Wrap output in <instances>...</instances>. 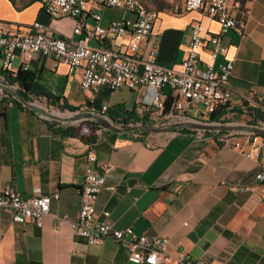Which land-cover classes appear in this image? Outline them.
I'll use <instances>...</instances> for the list:
<instances>
[{
  "label": "crops",
  "instance_id": "obj_1",
  "mask_svg": "<svg viewBox=\"0 0 264 264\" xmlns=\"http://www.w3.org/2000/svg\"><path fill=\"white\" fill-rule=\"evenodd\" d=\"M17 5L0 0V28L28 31L38 21L52 35L79 38L73 31L77 19L51 18L43 0ZM171 8L158 10L151 35L141 44L143 55L155 43L157 63L179 66L186 53L189 26L197 22L204 39L200 55L208 61L219 23L198 11L173 13ZM245 8L244 20L237 17L238 27L218 39L228 48L215 60V65L229 59L233 62L230 84L236 110L241 95L264 87V0L246 1ZM90 10L101 13L102 25L131 16L121 9L93 6L86 10L88 26L93 23ZM128 39L129 34L118 38L115 48ZM90 43L105 46V42ZM3 60L0 48V72H16L21 67L19 57L6 69ZM29 70L46 91L59 97L54 102L44 96L32 100H44L58 110L62 106L64 114H51L40 104L18 106L13 101L14 86L0 82V190L10 187L26 197L58 192L59 198L51 200L42 226L15 222L10 212H0V264H137L112 238L89 244L71 228L81 203L89 149L96 155V172L105 174V187L95 202L97 219L107 210L115 228L167 237L172 258L182 251L197 263L264 264V181L255 178L261 168L256 159L234 146L218 144L213 132L201 134L182 125L150 130L157 110L149 105L146 86L103 88L94 93L80 85L82 68L68 73L67 65L51 56H36ZM0 79H4L1 74ZM102 106L107 107L104 116L115 127L125 120L136 128L114 131L100 125L77 126L93 119L86 116L88 110L99 112ZM77 112L83 115L71 119ZM248 119L240 111L230 121ZM67 127L74 129L71 134L60 131ZM258 136L260 156H264V134ZM250 148L247 144L244 151ZM63 216L66 220H61Z\"/></svg>",
  "mask_w": 264,
  "mask_h": 264
},
{
  "label": "built area",
  "instance_id": "obj_2",
  "mask_svg": "<svg viewBox=\"0 0 264 264\" xmlns=\"http://www.w3.org/2000/svg\"><path fill=\"white\" fill-rule=\"evenodd\" d=\"M93 6L100 9H121L131 16L112 19L102 25L101 13L90 10L93 23L88 26L86 10ZM43 8L54 19H77L73 31L79 38L74 41L52 35L48 26L38 21H34L28 31L0 28L3 69L8 68L16 57L20 58L23 69H29L36 56H51L55 62L66 64L68 73L82 68L80 85L94 93L103 88L116 90L121 87L133 89L146 86L150 93L149 105L157 110L149 124L151 127L175 120L226 123L231 122L230 119L241 110L249 117L244 124L264 129V87L259 92L241 95L240 106L236 110L232 104L233 89L230 84L233 62L229 59L215 65L218 53H225L228 48L227 45H220L218 39L239 24L236 0H179V3L173 5V13L198 11L215 19L220 26L219 34L213 38L215 44L209 53V60L204 61L200 55L204 42L200 24L192 22L186 53L177 67L157 63L155 43L144 55L140 50L142 42L152 33L158 10L156 14H142L131 0H43ZM126 34H129L126 44L115 48L116 40ZM90 40L105 42V46L92 45ZM13 86L17 87L16 84ZM106 109V106H102L99 112H91L108 120L104 116ZM217 110L222 112L218 119L209 121L210 114ZM209 132L215 134L214 139L218 144L234 146L241 149L246 157L256 159L261 168L255 178L260 182L264 181V156H260L257 141L260 134L235 129ZM247 144H251L248 152L244 151ZM95 163V152L89 149L85 154L80 207L77 218L70 221L71 228L89 244H101L110 237L119 247L125 248L129 260L137 264H215L197 263L182 251H178L176 257L172 258L167 252V237L136 234L131 228H115L107 210L102 212V219H97L95 202L105 187V174L96 172ZM58 198V192L26 197L13 188L6 187L0 190V212H10L15 222L42 226L45 216L50 212L51 200ZM61 220H66V216Z\"/></svg>",
  "mask_w": 264,
  "mask_h": 264
},
{
  "label": "trees",
  "instance_id": "obj_3",
  "mask_svg": "<svg viewBox=\"0 0 264 264\" xmlns=\"http://www.w3.org/2000/svg\"><path fill=\"white\" fill-rule=\"evenodd\" d=\"M11 1H12V3L15 6H18L17 4H20V5L24 6V5H26V4H28V3L32 2V1H35V0H28L26 2H21V1H17V0H11ZM246 1H250V0H236V2L238 4L237 17L241 16L242 20H244V18L246 16V13H247V9L245 8V2ZM141 5H143V4L141 3ZM0 74L3 76L4 80L9 85H14V84L17 85L16 89L12 93L14 95L18 96V98L13 99V101L18 106L24 105L22 100H24V101L26 100V101L30 102L32 97L39 98L40 96H44L47 101L51 100L52 102H54L53 99L54 100L59 99V97L55 98L48 91H46L38 83V81H37L38 78L35 75V73L32 72L29 69H23L22 67H19L16 72H11V71H8V70H2L0 72ZM166 104L168 106V100L166 101ZM34 105H37V104H34ZM24 106H26V105H24ZM58 108L61 110L63 107L59 106ZM166 109H167V107H166ZM240 111L241 110H238V112H240ZM221 113H222L221 110H217V111L211 113L210 116H209V121L217 120ZM110 117L113 119L112 116H110ZM122 125L127 126L128 123H126L125 120H124V122H122ZM94 126H96V124H94ZM185 129L186 130H190L188 128H185ZM73 130L74 129L70 128V127H67L65 130L60 129V131L62 133H65V134H71ZM210 133L211 132H209V131H205V134H210Z\"/></svg>",
  "mask_w": 264,
  "mask_h": 264
},
{
  "label": "water",
  "instance_id": "obj_4",
  "mask_svg": "<svg viewBox=\"0 0 264 264\" xmlns=\"http://www.w3.org/2000/svg\"><path fill=\"white\" fill-rule=\"evenodd\" d=\"M0 82L3 84V81L0 80ZM14 96H15V98H18L17 95H14ZM22 102L24 105H26L28 107L34 105L33 103H31V101L29 102L26 100L25 101L22 100ZM85 111H87V110H84V112ZM88 111H91V110H88ZM80 113L77 112V113L73 114L71 119L78 118L82 114V113L81 114ZM97 116H99V115H97ZM44 117L46 119H49L48 115L46 113H44ZM95 120L97 121L98 125H100L101 127L106 128V129H110V130H114V131H128V130H132V129L136 128L135 125H129V124L127 126L121 125V127H115L112 123L105 120L101 116L96 117ZM107 122H109L110 125ZM173 125H182V126H185L189 129L195 130V131H213V130H218V129H235V130L253 132V133L260 134V135L264 134V129L249 127L246 124L240 123V122H226V123H218V124H209V123H192V122H187V121H183V120H175V121H168L165 123H161L157 126H153L150 128V130H162V129L169 128Z\"/></svg>",
  "mask_w": 264,
  "mask_h": 264
},
{
  "label": "rangeland",
  "instance_id": "obj_5",
  "mask_svg": "<svg viewBox=\"0 0 264 264\" xmlns=\"http://www.w3.org/2000/svg\"><path fill=\"white\" fill-rule=\"evenodd\" d=\"M17 1H21V2H26L28 0H17ZM139 2H141L145 8L151 12H153L154 14L157 12V10H166L169 11L170 8L174 5L177 4L179 2V0H139ZM16 89V88H15ZM36 103V104H40L43 107H45L47 109V111L49 113H53V114H64L63 111L58 110L56 107H49L44 100H32L31 99V103ZM39 107V105H37ZM56 111V112H55ZM60 111V112H59ZM60 115H56V116H60ZM51 117L53 115H50ZM65 116H63V120H66L67 118L64 119ZM108 121V120H107ZM110 122V121H109ZM111 123V122H110ZM97 124V121L95 119H91V120H83L78 122L79 128L81 129H90L92 128V126ZM129 131V130H128Z\"/></svg>",
  "mask_w": 264,
  "mask_h": 264
},
{
  "label": "bare ground",
  "instance_id": "obj_6",
  "mask_svg": "<svg viewBox=\"0 0 264 264\" xmlns=\"http://www.w3.org/2000/svg\"><path fill=\"white\" fill-rule=\"evenodd\" d=\"M131 2L133 4V6L137 9V11H139L140 13H142V14H153V12L147 10L143 5H141V2H139V0H131ZM33 104H35V103H33ZM50 115L51 114H49V116ZM86 116L92 117L93 119H96V117H100V116H97V114H95V113H93L91 111L89 113H87ZM64 118H66V117H64ZM214 121H216V120H214ZM107 123L110 125L109 122H107Z\"/></svg>",
  "mask_w": 264,
  "mask_h": 264
}]
</instances>
